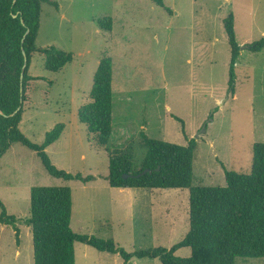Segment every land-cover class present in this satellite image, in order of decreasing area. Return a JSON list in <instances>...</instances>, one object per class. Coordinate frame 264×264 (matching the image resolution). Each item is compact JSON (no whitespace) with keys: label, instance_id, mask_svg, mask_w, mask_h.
<instances>
[{"label":"rangeland","instance_id":"obj_1","mask_svg":"<svg viewBox=\"0 0 264 264\" xmlns=\"http://www.w3.org/2000/svg\"><path fill=\"white\" fill-rule=\"evenodd\" d=\"M42 3L38 47L73 54L58 72L33 54L20 130L41 144L64 123L60 138L47 147L52 162L70 173L94 175L87 183L52 177L32 150L16 143L0 158V199L18 218L19 241L0 222V264H34L30 217L32 186H69L71 228L113 239L127 252L171 248L189 230L188 189L111 187L109 155L130 154L139 170L147 137L186 145L197 141L193 185L225 186V170L248 174L253 145L264 143V48L246 46L264 38V0H54ZM233 13L240 55L229 85L231 51L223 19ZM113 72V128L104 146L79 120L89 101L102 57ZM1 213V209H0ZM76 264H125L118 254L75 243ZM176 255L187 257L189 248ZM236 264H264V258H236ZM127 264H162L132 258Z\"/></svg>","mask_w":264,"mask_h":264},{"label":"trees","instance_id":"obj_2","mask_svg":"<svg viewBox=\"0 0 264 264\" xmlns=\"http://www.w3.org/2000/svg\"><path fill=\"white\" fill-rule=\"evenodd\" d=\"M152 1L166 7L163 0ZM42 3L59 8L54 0H0V158L13 144L19 143L35 152L52 177L87 183L96 176L60 169L46 152L62 135L64 123L48 131L41 144L29 140L19 126L24 103L28 100V83L40 78L30 74L32 55L44 56L45 68L52 72H58L73 60L71 52L36 45ZM234 23L232 12L223 19L231 51L229 85L232 90L234 68L240 55ZM263 48L264 38L246 46L254 52ZM25 56L27 66L24 68ZM113 72L112 58L102 57L93 77L89 101L78 110L79 120L96 136L100 146L106 145L113 128ZM175 118L182 123L186 145L150 138L141 132L147 150L140 169L134 168L130 154L109 155L105 179L111 187L122 189H188L189 230L186 235L171 248L159 246L127 252L113 239L73 231L69 186H32L30 217L26 223L33 237L34 264H76V242L100 252L118 254L125 264L134 257L159 259L162 264H236V258H264V143L253 145L252 168L248 174L226 169L225 186L193 185L197 141L186 136L184 121ZM146 169L149 171L141 174ZM0 209V222L14 227L19 241L18 218L8 214L1 199ZM181 248H189L190 255H176Z\"/></svg>","mask_w":264,"mask_h":264},{"label":"water","instance_id":"obj_3","mask_svg":"<svg viewBox=\"0 0 264 264\" xmlns=\"http://www.w3.org/2000/svg\"><path fill=\"white\" fill-rule=\"evenodd\" d=\"M16 16H17V14H14V17H16ZM25 36H26V34L24 35L23 40H24ZM26 66H27V57L25 56L24 68H25ZM23 77H24V74L21 75V85H22ZM21 94H23V88H22V87H21ZM17 110H18V109H17ZM148 171H149V170L146 169V170H144L141 174H144V173H146V172H148ZM138 175H139V174H138ZM124 177H127V175H125Z\"/></svg>","mask_w":264,"mask_h":264},{"label":"crops","instance_id":"obj_4","mask_svg":"<svg viewBox=\"0 0 264 264\" xmlns=\"http://www.w3.org/2000/svg\"><path fill=\"white\" fill-rule=\"evenodd\" d=\"M31 75H32V73H31ZM32 76L37 77V76H35V75H32ZM121 189H122V188H121Z\"/></svg>","mask_w":264,"mask_h":264}]
</instances>
